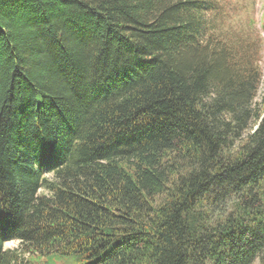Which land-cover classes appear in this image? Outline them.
<instances>
[{
    "label": "trees",
    "instance_id": "obj_1",
    "mask_svg": "<svg viewBox=\"0 0 264 264\" xmlns=\"http://www.w3.org/2000/svg\"><path fill=\"white\" fill-rule=\"evenodd\" d=\"M217 5L0 0V264H264L261 56Z\"/></svg>",
    "mask_w": 264,
    "mask_h": 264
},
{
    "label": "rangeland",
    "instance_id": "obj_2",
    "mask_svg": "<svg viewBox=\"0 0 264 264\" xmlns=\"http://www.w3.org/2000/svg\"><path fill=\"white\" fill-rule=\"evenodd\" d=\"M218 9L215 11L217 22L223 28H235L236 31L243 30L246 39L257 45L260 52V67L262 70V83L257 97V103L264 99V0H217ZM254 22V23H253ZM254 27L252 28V26ZM251 26V27H250ZM255 30V31H254ZM18 241L6 243L5 248L16 249ZM67 261H44L42 264H70ZM255 264H260L257 260Z\"/></svg>",
    "mask_w": 264,
    "mask_h": 264
}]
</instances>
